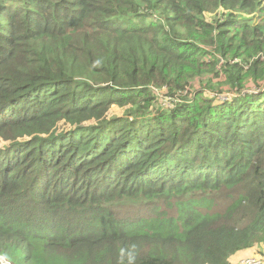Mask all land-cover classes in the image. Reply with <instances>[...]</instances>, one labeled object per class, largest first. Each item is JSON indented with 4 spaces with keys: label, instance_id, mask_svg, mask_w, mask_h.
Returning a JSON list of instances; mask_svg holds the SVG:
<instances>
[{
    "label": "trees",
    "instance_id": "trees-1",
    "mask_svg": "<svg viewBox=\"0 0 264 264\" xmlns=\"http://www.w3.org/2000/svg\"><path fill=\"white\" fill-rule=\"evenodd\" d=\"M0 139L11 264L264 253V0H0Z\"/></svg>",
    "mask_w": 264,
    "mask_h": 264
},
{
    "label": "rangeland",
    "instance_id": "rangeland-1",
    "mask_svg": "<svg viewBox=\"0 0 264 264\" xmlns=\"http://www.w3.org/2000/svg\"><path fill=\"white\" fill-rule=\"evenodd\" d=\"M214 14H210V13H205V17L208 21H210L212 18H213ZM198 79H196L192 84L191 86L196 88L197 91H200L199 90V87H200V81H197ZM197 82V83H196ZM189 88L183 92H180L179 94L177 95H181L182 97H185L187 94H189ZM157 97H158V101L159 103H161V107L163 108H168V107H171L172 104H174L173 102L176 100L174 99L173 102L171 99L169 98H166L168 96H166V92L164 90H160L158 91L157 93ZM206 94H209L208 92ZM211 94V93H210ZM124 113V109H120V108H117V107H112L111 110L109 111V117L110 116H122ZM67 125L63 124L62 122L58 123L57 125V128H56V131H61L63 128H68L66 127ZM9 145V143H5L2 139H0V148H4V146H7ZM253 251H255V253H253ZM263 253V250L261 247H255L254 250H251L250 252H246L244 253L245 258H241V259H246V258H249V255H252V254H257L255 256H251V257H260V254L259 253ZM262 255V254H261ZM12 262L14 264H19L16 259H12ZM9 264L10 262H8L6 259H4L1 255H0V264Z\"/></svg>",
    "mask_w": 264,
    "mask_h": 264
},
{
    "label": "built area",
    "instance_id": "built-area-1",
    "mask_svg": "<svg viewBox=\"0 0 264 264\" xmlns=\"http://www.w3.org/2000/svg\"><path fill=\"white\" fill-rule=\"evenodd\" d=\"M237 264H264V253L260 257H249L246 259H241Z\"/></svg>",
    "mask_w": 264,
    "mask_h": 264
},
{
    "label": "crops",
    "instance_id": "crops-1",
    "mask_svg": "<svg viewBox=\"0 0 264 264\" xmlns=\"http://www.w3.org/2000/svg\"><path fill=\"white\" fill-rule=\"evenodd\" d=\"M239 261H240V260H239ZM239 261H238V262H239Z\"/></svg>",
    "mask_w": 264,
    "mask_h": 264
},
{
    "label": "clouds",
    "instance_id": "clouds-1",
    "mask_svg": "<svg viewBox=\"0 0 264 264\" xmlns=\"http://www.w3.org/2000/svg\"><path fill=\"white\" fill-rule=\"evenodd\" d=\"M11 264V263H10Z\"/></svg>",
    "mask_w": 264,
    "mask_h": 264
}]
</instances>
